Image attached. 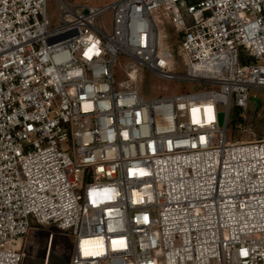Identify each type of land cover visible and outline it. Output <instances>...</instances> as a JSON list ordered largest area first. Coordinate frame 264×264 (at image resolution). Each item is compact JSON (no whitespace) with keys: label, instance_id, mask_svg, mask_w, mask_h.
<instances>
[{"label":"built area","instance_id":"obj_1","mask_svg":"<svg viewBox=\"0 0 264 264\" xmlns=\"http://www.w3.org/2000/svg\"><path fill=\"white\" fill-rule=\"evenodd\" d=\"M65 8L49 27L46 0H0V264H22L33 221L75 236L71 264H264V138L227 140L264 89V0ZM139 67L203 88L144 98Z\"/></svg>","mask_w":264,"mask_h":264},{"label":"rangeland","instance_id":"obj_2","mask_svg":"<svg viewBox=\"0 0 264 264\" xmlns=\"http://www.w3.org/2000/svg\"><path fill=\"white\" fill-rule=\"evenodd\" d=\"M113 1L115 0H46V16L50 22L49 27L57 26L62 22L61 15L66 12L65 6L71 11L82 13V7H101ZM155 14L157 15L158 30L167 36L165 43L175 53L171 71L176 74H185L187 66L179 51V35L175 32L162 8L158 9ZM66 18L68 19L69 16ZM95 24L101 30L108 32L112 26V12L107 10L102 13L96 18ZM131 62H133L132 59L122 53L115 58L113 74L116 87L119 82L127 79L126 71ZM133 83L144 98L164 97L203 88L189 82L163 79L146 67H139L138 77ZM253 93L254 95H251L248 101L244 116L241 115L240 108L234 106L230 110L228 141L264 138V89L255 90ZM219 108L222 110L223 106ZM50 236L51 241L49 240ZM23 242L25 257L22 264H71L72 262L75 236L69 231L59 230L54 225H39L33 221L27 234L23 237Z\"/></svg>","mask_w":264,"mask_h":264},{"label":"water","instance_id":"obj_3","mask_svg":"<svg viewBox=\"0 0 264 264\" xmlns=\"http://www.w3.org/2000/svg\"><path fill=\"white\" fill-rule=\"evenodd\" d=\"M224 118H225V112L223 111L219 112V124L220 125L224 124Z\"/></svg>","mask_w":264,"mask_h":264},{"label":"trees","instance_id":"obj_4","mask_svg":"<svg viewBox=\"0 0 264 264\" xmlns=\"http://www.w3.org/2000/svg\"><path fill=\"white\" fill-rule=\"evenodd\" d=\"M194 1V0H193ZM180 38V36H178Z\"/></svg>","mask_w":264,"mask_h":264},{"label":"bare ground","instance_id":"obj_5","mask_svg":"<svg viewBox=\"0 0 264 264\" xmlns=\"http://www.w3.org/2000/svg\"><path fill=\"white\" fill-rule=\"evenodd\" d=\"M50 250V249H49ZM49 254V253H48ZM49 262V261H48Z\"/></svg>","mask_w":264,"mask_h":264}]
</instances>
